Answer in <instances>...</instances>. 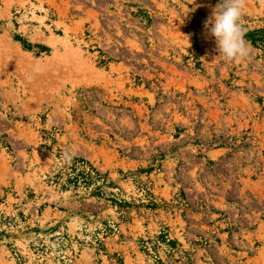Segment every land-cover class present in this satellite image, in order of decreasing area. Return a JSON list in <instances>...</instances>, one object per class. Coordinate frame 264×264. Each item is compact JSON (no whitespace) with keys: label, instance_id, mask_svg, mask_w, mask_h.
I'll return each mask as SVG.
<instances>
[{"label":"rangeland","instance_id":"rangeland-1","mask_svg":"<svg viewBox=\"0 0 264 264\" xmlns=\"http://www.w3.org/2000/svg\"><path fill=\"white\" fill-rule=\"evenodd\" d=\"M0 0V264H264V0Z\"/></svg>","mask_w":264,"mask_h":264},{"label":"clouds","instance_id":"clouds-1","mask_svg":"<svg viewBox=\"0 0 264 264\" xmlns=\"http://www.w3.org/2000/svg\"><path fill=\"white\" fill-rule=\"evenodd\" d=\"M246 0H220L212 15L204 21V35L214 38L216 51L226 61L240 63L249 56L241 24Z\"/></svg>","mask_w":264,"mask_h":264}]
</instances>
